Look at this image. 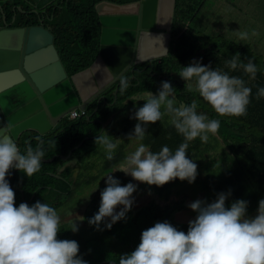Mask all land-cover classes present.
Masks as SVG:
<instances>
[{
    "label": "trees",
    "instance_id": "obj_1",
    "mask_svg": "<svg viewBox=\"0 0 264 264\" xmlns=\"http://www.w3.org/2000/svg\"><path fill=\"white\" fill-rule=\"evenodd\" d=\"M8 1L26 6V0ZM101 1L126 4L138 0L38 1L39 8L44 9L47 15L43 19V25L53 34V43L68 75L87 68L97 55L101 25L95 5ZM203 4L204 0H176L168 54L160 59L137 64L132 71L128 70L124 78L128 80L129 87L124 92L120 91V80L118 84L114 83L103 92L104 96L96 111L94 108L97 100L94 99L87 105L82 116L74 119L65 116L45 134L31 129L20 134L17 146L22 154L28 144L35 148L38 144L36 137H40L44 142V158H55L49 163L41 161L40 171L31 177L17 169L7 178L15 192V206L18 207L21 202L31 206L38 200L54 208L61 206L72 192L73 180L70 178V166H65L59 172L60 177L50 174L56 172L63 164L60 155H65L73 149L70 157L80 159L83 155L94 152L98 148V144L94 143L95 137L105 133L107 127L102 129V123L106 125L112 116L133 102L136 94L149 91L156 94L161 82L169 81L180 103L190 105L195 101L198 113L206 114L210 120L221 121L218 133H209L207 143H202L199 138L189 142L188 158L193 157L195 163L199 164L201 174L207 179L205 183L209 184L211 189L226 194L230 191L231 194L226 199L230 201L229 207L235 200L243 199L248 202L246 217L253 218L258 214L252 211L258 210L259 201L264 199V98L257 99L256 96L258 89L264 88V70L259 66L263 62L255 54H250L248 59H244L242 46L233 44L229 39L219 35L208 36L191 27L188 23L195 12L196 17ZM21 16L19 24H25L22 23L25 15ZM39 20L40 18L32 13L26 22L28 25H37ZM234 47L235 50L232 51ZM233 57H239V64H246L249 59H252L254 64L259 61L255 79H250L241 67L235 70L229 68L226 62ZM194 60L244 80L245 86L252 90L246 116L220 117L197 92L186 91L188 84L195 87V79L185 81L179 76V72ZM116 88L117 95L114 98ZM170 121L171 119L165 121L164 125L156 122L157 126L152 127L141 144L153 153L159 152L164 146L174 152L184 142V138ZM124 140L115 149V153L120 151L118 157L104 166L107 170L105 173H108H104L99 186L94 189L84 206V225L76 224V232L71 230L74 222L60 225L61 230L57 238L76 240L79 244V255L88 264H119L120 255L134 251L140 243L142 231L154 226L156 222L168 221L180 231L186 233L188 230L189 222H178L172 218L174 212L184 208L183 200L170 201L167 198L174 191L172 189H183L190 184L187 180L181 181L178 178L159 187L149 185L148 190L153 192L156 198L150 196L146 203L135 211H128L126 219L112 224L110 229L106 227L110 220L106 219L100 223V230L89 224L88 220L98 212L100 192L106 187L105 176L112 172L111 175L117 178L121 185L132 180L130 175L119 170L114 171L125 160V152H132V148L128 151L129 140ZM218 142L221 144L220 148L217 146ZM79 143L81 145L77 146ZM223 150L224 152H218ZM196 181L200 182V179L196 178L189 188ZM54 187L61 188L62 192H55ZM179 195L181 194H176Z\"/></svg>",
    "mask_w": 264,
    "mask_h": 264
},
{
    "label": "clouds",
    "instance_id": "obj_2",
    "mask_svg": "<svg viewBox=\"0 0 264 264\" xmlns=\"http://www.w3.org/2000/svg\"><path fill=\"white\" fill-rule=\"evenodd\" d=\"M237 35L240 41L250 38L246 31ZM258 35L255 30L251 33L253 37ZM238 60L239 57H233L226 62L227 66L233 70L241 67L250 79H255L257 67L253 60L249 59L246 64H239ZM179 76L185 81L195 79V87L188 84L186 91L197 92L218 116L247 115L252 90L245 86L243 79L195 60L184 66ZM128 87V80L121 77L120 91ZM256 96L264 98V88L258 89ZM141 100L145 103L132 117L138 123L129 137L143 140L146 126L161 121L168 114L170 123L183 136L184 142L174 152L164 146L156 153L140 144L114 171H122L136 181L158 187L177 178L193 183L198 166L188 158L189 142L199 138L207 143L209 133H218L221 121L198 113L195 101L190 105L174 106L176 96L169 81H162L156 94L149 91ZM0 110H3L2 105ZM36 139V147L28 144L22 154L8 135V126L3 125L0 130V264H88L79 255L76 240L57 238L61 221L54 207L39 200L31 206L26 202L15 206V192L6 176L13 168L28 177L40 171L44 142L40 137ZM94 143L104 147L108 160L114 158L117 144L109 135L96 136ZM54 173L59 175L58 171ZM111 173L105 176L106 187L100 192L98 212L88 220L97 230L105 218H110L106 225L109 229L117 221L126 219L134 203L137 185L131 182L121 185ZM230 194V191L218 193L211 203L200 199L191 202L188 207L197 215L189 221L186 233L168 221L156 222L143 230L138 246L131 253L120 255L119 264H264V199L259 201L258 214L248 218L247 201L238 199L230 207L225 206ZM119 206L122 207L117 211ZM71 230L78 231V225L75 223Z\"/></svg>",
    "mask_w": 264,
    "mask_h": 264
},
{
    "label": "water",
    "instance_id": "obj_3",
    "mask_svg": "<svg viewBox=\"0 0 264 264\" xmlns=\"http://www.w3.org/2000/svg\"><path fill=\"white\" fill-rule=\"evenodd\" d=\"M175 2H98L95 9L101 28L97 55L87 68L70 75L43 18L37 25L0 28V130L7 125L8 135L16 143L22 132L31 129L45 134L67 111L86 109L94 99L96 111L103 92L118 84L128 70L168 54ZM105 5L113 9L104 10ZM128 5L132 9L123 8ZM116 95L117 88L114 98ZM72 151L60 158L68 159ZM54 158L43 157L41 161L49 163ZM16 170L13 168L6 179Z\"/></svg>",
    "mask_w": 264,
    "mask_h": 264
},
{
    "label": "rangeland",
    "instance_id": "obj_4",
    "mask_svg": "<svg viewBox=\"0 0 264 264\" xmlns=\"http://www.w3.org/2000/svg\"><path fill=\"white\" fill-rule=\"evenodd\" d=\"M219 1L221 0H204L202 13L210 11V9L216 6ZM224 1L226 0H222V2ZM225 3L226 4L223 5V8L225 9V18L224 20H217V24L225 26V28L223 27L222 30L209 28V30H205L204 32V30L199 28L197 25H194V21H196L194 15L196 14V12L195 14H193V17L191 18L188 24H191V27L195 28L199 32L205 33V35H219L225 39L231 40L233 44L241 45L243 48L242 56L244 57V59H248L247 57H249L250 54L257 55L263 63L259 65V61H257L255 62V65H259L260 68L264 70V0H227ZM218 8L220 7L218 6L217 9ZM231 19L233 21H230ZM253 30L257 31L259 35L255 37L251 36ZM225 31L227 32L224 34ZM242 31H246L249 33V40H239L237 33ZM235 47L232 51L235 50ZM237 48L239 47L237 46ZM147 93L148 92L136 94L134 96V101L131 102L128 106H126L123 110L118 112L116 115L112 116V119H109L105 125V127H107L105 129V133L103 134L109 135L112 142L118 145L122 140L125 141L124 139L129 140V142L127 143V145H129V148L127 147L128 151L132 148L131 151L134 152L137 147L142 143V140H138L134 137L129 136L130 134L134 133V127L136 123H138V121L132 117L135 111L139 107H142L145 103V101L141 100V98L146 97ZM180 104L181 103L176 99V104L174 106L179 107ZM161 111L163 112L164 109L162 108ZM170 119L171 116L165 114L162 120L157 121V123H159V125H164V122L169 121ZM156 126L157 124L155 123H149L146 126L145 136L149 133L151 129H153L152 127ZM217 146L218 148L221 147L220 142L217 143ZM132 152H130L129 154L128 152H125L124 157L126 158ZM218 152L221 153L224 152V150ZM119 153H115L114 151V158L118 157ZM189 159H192L194 162H196L193 157H190ZM109 163L110 160L106 158V152L104 147L99 144L98 148L94 152H90L86 155H83V157H81L80 159L75 157H69L63 162V164H68V166L72 168L70 178H72L73 182L71 194L67 197L64 204L55 208L58 215L60 216V221L72 220L76 222H82V220L78 219H81L80 216H82L84 206L86 205L87 201L91 198L94 189L99 186L103 175L108 173H105L106 168H104V166L108 165ZM61 166L58 170L61 169ZM197 166L198 171L196 178H199L200 182L196 181V183L193 184L191 188H189L191 184L186 185L183 189L176 187L175 189H172L174 191H172V193H170L167 197L170 201L182 199L184 202V208L180 211L174 212L172 215V218L178 222L187 223L190 220L195 219L197 213L193 211L190 207H188L191 202L200 199L211 203L216 200L215 197L217 196L218 191L216 192L214 189H211L210 185H207L205 183L207 179L204 175L201 174V168L199 164ZM131 179L132 180L130 182L137 185V189L133 193L134 203L131 208L133 211H135L141 205L146 203L151 197L156 198V196L153 192L148 190V184L136 181L132 177ZM177 193H180L181 195L176 196ZM163 202L164 201L162 200V203ZM229 203L230 201L226 200L225 206L229 207ZM120 207L122 206H119L117 208V211L120 210ZM252 212L257 213L258 210H254ZM105 219L107 221L110 220V218Z\"/></svg>",
    "mask_w": 264,
    "mask_h": 264
},
{
    "label": "flooded vegetation",
    "instance_id": "obj_5",
    "mask_svg": "<svg viewBox=\"0 0 264 264\" xmlns=\"http://www.w3.org/2000/svg\"><path fill=\"white\" fill-rule=\"evenodd\" d=\"M38 1H41V0H38ZM38 1L26 0V6L22 7L20 4H16L15 2H9L8 0H0V28L27 26L28 23L26 21L29 19L32 13L35 14L38 18H41V19L46 18L47 15L45 14V10L39 8L40 6L38 4ZM47 1L48 0H44L43 2H47ZM21 14L25 15V19L22 21V23H25V24H19L20 22L19 18H22ZM30 25H33V24H30ZM53 189L57 193L62 192V189L59 187H54ZM80 217L81 219H83V211H82V216ZM69 222H74L78 225H84L83 220L82 222H76L72 220L61 221L60 225L62 223H69Z\"/></svg>",
    "mask_w": 264,
    "mask_h": 264
},
{
    "label": "crops",
    "instance_id": "obj_6",
    "mask_svg": "<svg viewBox=\"0 0 264 264\" xmlns=\"http://www.w3.org/2000/svg\"><path fill=\"white\" fill-rule=\"evenodd\" d=\"M226 1H224V2H222V0L219 1L216 6L212 7L210 9V11H207L206 13H202V8H201L200 9L201 12L199 11L195 17L196 21H194V25H197L199 28L204 30V32H205V30H209V28H215V29H220V30H222L223 27L225 28V26H223L221 24H217V20H220V19L224 20V18H225V13H224L225 9L223 8V5L226 4L225 3ZM218 6L221 8V10H220V8L217 9ZM230 21H233V20L231 19ZM226 32L227 31H225L224 34ZM59 122H57L54 126H52V128L49 131H51ZM104 127H105V124H104ZM104 127H103V129H104ZM19 137H18V139H19ZM18 139H17V141H18ZM17 141H16V144H17ZM65 166H68V164H63L61 166V169L64 168ZM58 169H57V171L59 173V171H61V169L60 170H58Z\"/></svg>",
    "mask_w": 264,
    "mask_h": 264
},
{
    "label": "built area",
    "instance_id": "obj_7",
    "mask_svg": "<svg viewBox=\"0 0 264 264\" xmlns=\"http://www.w3.org/2000/svg\"><path fill=\"white\" fill-rule=\"evenodd\" d=\"M85 113V109H80V108H72L67 113L65 116L70 119L77 118L79 116H82Z\"/></svg>",
    "mask_w": 264,
    "mask_h": 264
},
{
    "label": "bare ground",
    "instance_id": "obj_8",
    "mask_svg": "<svg viewBox=\"0 0 264 264\" xmlns=\"http://www.w3.org/2000/svg\"><path fill=\"white\" fill-rule=\"evenodd\" d=\"M123 8H130V9H132V5H128V6L123 7ZM103 9H104V10H108V9H113V7H112L111 5H105V6L103 7Z\"/></svg>",
    "mask_w": 264,
    "mask_h": 264
}]
</instances>
